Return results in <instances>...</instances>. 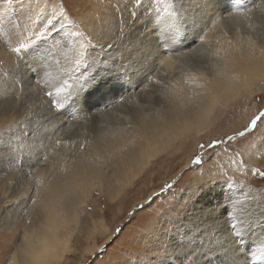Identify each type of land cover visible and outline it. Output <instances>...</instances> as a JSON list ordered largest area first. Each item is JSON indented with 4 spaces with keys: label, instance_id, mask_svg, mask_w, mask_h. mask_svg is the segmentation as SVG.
I'll use <instances>...</instances> for the list:
<instances>
[{
    "label": "rangeland",
    "instance_id": "1",
    "mask_svg": "<svg viewBox=\"0 0 264 264\" xmlns=\"http://www.w3.org/2000/svg\"><path fill=\"white\" fill-rule=\"evenodd\" d=\"M255 1L0 0V264L19 257L23 232L42 218L40 183L60 170L62 146L98 143L101 178H112L141 121L168 108L169 78L210 75L246 40L264 45V0ZM163 56L170 71L142 75ZM184 82L185 113L195 81ZM262 82L120 174L126 185L112 199L119 184L108 195L94 187L59 264H264V121L252 123L264 116ZM120 132L129 147L111 146Z\"/></svg>",
    "mask_w": 264,
    "mask_h": 264
},
{
    "label": "bare ground",
    "instance_id": "2",
    "mask_svg": "<svg viewBox=\"0 0 264 264\" xmlns=\"http://www.w3.org/2000/svg\"><path fill=\"white\" fill-rule=\"evenodd\" d=\"M262 6L264 7V5ZM240 12L243 14L242 11ZM205 16L207 17L208 15ZM225 17L222 16L221 19L219 18L220 23L223 22V18ZM236 17L238 16L236 15ZM202 23H205V21L203 22L202 20ZM212 36L214 38V35ZM255 39L257 40V37ZM240 41L238 40L237 43L239 44ZM245 42V48L241 47L239 51L234 50L230 53L222 69H217V71L211 72L210 75V72L207 73V71L206 74L208 75L203 71H196V74H194V71L189 70L183 78L181 76L179 78L178 76L177 78L179 79L177 80L175 77H173L174 79H168V82H166V94L169 91L173 92L168 95V108L165 110L159 109V114L152 117L150 119L151 121L147 119L141 121L138 141L131 149L128 148L129 151L126 149L125 155L119 158V164L112 170V178L104 180L101 178V169L97 165H99L98 157L102 156L103 153L98 143L92 142L91 140V142H86L83 139L73 140L71 144L66 142L62 146L65 157L63 158L57 154L53 158V166L55 169L59 168L60 170L58 169L59 171L57 173L44 175L41 181L42 183H40L42 191L38 202L42 209V211L40 210L42 218L31 229L23 232L21 247H19V257L12 253L13 255L9 264H59L71 248L70 240L73 231L71 232L72 229L70 230L68 227L69 222H77L79 214L83 210V207L86 206L85 204L94 187H98L99 194L105 192L108 195L113 189L112 184H119L118 190L115 189V192L109 196L112 199L126 185V182L122 181L120 174L125 175L126 173L128 175V172L134 166L136 168H139L140 165L144 167L160 149H168L176 140L179 139L178 142H181L183 139L193 136V132H197L200 130L198 128L204 127H199L198 125H202L200 124L201 122L204 124V121H207L208 117L212 115L216 103L228 96L230 97L235 91L241 92L243 89L250 91L251 83H254L256 80L263 81L261 83L263 84L264 45H261L260 42L256 44L249 40ZM222 43L226 44V41ZM174 57L179 59L177 56ZM172 64L170 58L163 56L160 60H154V62L148 63L145 69L142 70V75L146 71L149 72L150 69L154 68L156 69L154 74L161 76L163 72L172 69ZM153 65L156 66L154 67ZM187 68H190V66ZM187 78H193L195 81L194 86L190 88L194 91L192 93L194 94L193 98L195 102L194 106L188 112L184 113L180 108H182L186 100H182L185 92H181V88H184V80H187ZM145 85L147 84L145 83ZM162 87L164 88V85ZM126 145H129V141L124 134L122 132L116 133L115 144L111 146L120 148V146L123 147ZM134 170L136 171V169ZM99 247V244H95L87 252H95ZM256 255L258 254L256 253ZM250 256L252 259L253 253L252 255L249 253ZM261 262H264V258L261 259Z\"/></svg>",
    "mask_w": 264,
    "mask_h": 264
},
{
    "label": "snow or ice",
    "instance_id": "3",
    "mask_svg": "<svg viewBox=\"0 0 264 264\" xmlns=\"http://www.w3.org/2000/svg\"><path fill=\"white\" fill-rule=\"evenodd\" d=\"M258 121H264V116L257 117L252 121L253 124H256Z\"/></svg>",
    "mask_w": 264,
    "mask_h": 264
}]
</instances>
